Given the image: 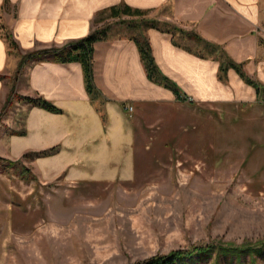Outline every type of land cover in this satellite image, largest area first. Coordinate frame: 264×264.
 <instances>
[{
	"label": "rangeland",
	"instance_id": "1",
	"mask_svg": "<svg viewBox=\"0 0 264 264\" xmlns=\"http://www.w3.org/2000/svg\"><path fill=\"white\" fill-rule=\"evenodd\" d=\"M165 15L107 16L98 28L115 35L122 24L141 28ZM262 15L264 29V7ZM186 29L193 40L185 42L203 46ZM259 38L263 56V30ZM14 101L0 111V264H134L177 249L264 242V92L254 100L134 107L133 136L120 137L105 156L115 163L104 171L116 166V173L72 180L64 172L44 178L37 158L8 156V129L20 130L25 116Z\"/></svg>",
	"mask_w": 264,
	"mask_h": 264
},
{
	"label": "crops",
	"instance_id": "2",
	"mask_svg": "<svg viewBox=\"0 0 264 264\" xmlns=\"http://www.w3.org/2000/svg\"><path fill=\"white\" fill-rule=\"evenodd\" d=\"M121 4L146 14L166 13L164 19L153 16L165 26L154 25L151 18L147 19L151 25L141 28L128 30L122 24L117 29L121 33L107 32L94 42L96 91L90 93L82 64L59 61L50 50L100 29L105 17L115 18L109 8ZM263 7V0H0V111L7 98L8 104L15 99L16 111L25 110L22 128L8 129V156L18 158L57 146L55 154L34 162L44 178L62 172L70 180L106 178L117 169L104 171L106 162L115 163L112 158L105 160L108 149H114L123 135L133 136L134 114L129 111L134 107L153 102L256 99V86L237 67L249 79L264 83L259 42ZM167 24L174 29H166ZM7 26L10 33L3 32ZM188 26L203 46L185 42L186 37L193 40ZM178 33L185 37L183 41ZM6 34L19 52L10 48ZM136 37L148 42L158 75L173 87L148 76ZM35 50L44 52L23 59ZM19 96H41L62 112L30 106ZM14 115L8 119L10 127L15 124Z\"/></svg>",
	"mask_w": 264,
	"mask_h": 264
},
{
	"label": "trees",
	"instance_id": "3",
	"mask_svg": "<svg viewBox=\"0 0 264 264\" xmlns=\"http://www.w3.org/2000/svg\"><path fill=\"white\" fill-rule=\"evenodd\" d=\"M109 12L112 16H120V15H130V16H136V17H143V15L146 14V11L131 8L128 5L121 4L118 6H112L109 8ZM147 26L150 25L148 24ZM136 25V24H135ZM169 30H173L174 27L172 25L167 24ZM138 26V25H136ZM139 27V26H138ZM104 29V28H103ZM98 29L94 32L90 33L89 35L71 41L65 46L61 48H55L53 50H50L54 55L55 58L59 61L68 62V61H78L82 64L83 71H84V77L86 81V89L90 93H94L95 86L92 79V52H93V44L97 40L103 38L106 35L105 30ZM6 39L9 43L10 47H15L16 44L14 40H12L9 36V34H6ZM136 42L138 44V47L141 51L142 58L144 60V64L146 66V70L148 73V76L151 79H158L159 82H162L166 86L173 87V84L165 77H162L158 75L157 69L153 60V57L150 53L148 42L143 39L136 37ZM44 51H30L25 54L24 58H31L40 55ZM46 53V52H45ZM224 67L222 66V70ZM240 75L250 84L256 86L258 93L264 92V86L256 83L255 81L249 79L240 69L237 67ZM175 89V88H174ZM176 93L178 94V98L181 99L179 96V92L177 89H175ZM19 98L23 101H26L30 104V106H37L40 108H43L47 111L54 112V113H61L62 110L53 104L52 102L48 101L47 99L36 96V97H27V96H19ZM58 147L53 146L48 149L40 150V151H29L25 152L22 155V158L33 160L35 158L39 157H46L49 155H53L57 152ZM0 159H5L1 158ZM29 170V168H27ZM30 171V170H29ZM214 251H216V257L213 264H220V258L224 257L225 260H228L229 263L232 264V262L236 261L237 264H243L245 261H249V264H256L258 258L264 257V242L260 243V246L255 248H250L246 246H230V247H224L219 246L218 248L213 246H200L195 247L194 249L184 250V249H177L173 250L168 254H155L149 258H146L141 261H137L134 264H199V261L201 259H208L211 258L214 254Z\"/></svg>",
	"mask_w": 264,
	"mask_h": 264
},
{
	"label": "built area",
	"instance_id": "4",
	"mask_svg": "<svg viewBox=\"0 0 264 264\" xmlns=\"http://www.w3.org/2000/svg\"><path fill=\"white\" fill-rule=\"evenodd\" d=\"M130 110L132 109L131 107H128Z\"/></svg>",
	"mask_w": 264,
	"mask_h": 264
}]
</instances>
